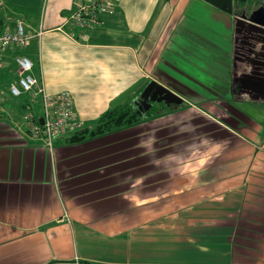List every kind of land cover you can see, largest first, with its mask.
I'll return each mask as SVG.
<instances>
[{
	"label": "crops",
	"instance_id": "1",
	"mask_svg": "<svg viewBox=\"0 0 264 264\" xmlns=\"http://www.w3.org/2000/svg\"><path fill=\"white\" fill-rule=\"evenodd\" d=\"M81 2L0 0V28L35 35L0 65V264H264V99L243 26L204 0H118L83 30L67 23ZM21 54L84 127L141 78L184 102L51 152L17 129L42 114L10 91Z\"/></svg>",
	"mask_w": 264,
	"mask_h": 264
},
{
	"label": "built area",
	"instance_id": "2",
	"mask_svg": "<svg viewBox=\"0 0 264 264\" xmlns=\"http://www.w3.org/2000/svg\"><path fill=\"white\" fill-rule=\"evenodd\" d=\"M118 0H82L77 10L68 18L67 23L83 30L93 29L103 24L104 16L115 13ZM74 37L73 32H68ZM34 34L26 31L22 22H19L14 31L0 28V65L5 51L12 48H26ZM18 83L11 85L13 96L19 97L25 93H33L39 96L42 102V114L37 116L34 112L25 113L17 129L24 132L23 127L28 124L30 134L35 138H42L48 149L52 152L55 140L65 134L73 133L83 127L74 114L73 96L69 91L58 94H50L39 78L33 75L34 62L26 55L16 56ZM4 107L0 104V117ZM41 118L44 123L41 124Z\"/></svg>",
	"mask_w": 264,
	"mask_h": 264
},
{
	"label": "water",
	"instance_id": "3",
	"mask_svg": "<svg viewBox=\"0 0 264 264\" xmlns=\"http://www.w3.org/2000/svg\"><path fill=\"white\" fill-rule=\"evenodd\" d=\"M204 1L227 14H234V0ZM257 11L263 13L264 8H260ZM236 20V26H243V31H247L248 36L254 40L249 53L246 54L248 56L247 63L252 65L249 74H245L247 77L246 80L252 82L251 91L256 87H259V90H262V96L264 99V20H255L254 16L249 18L241 16ZM238 29L239 28H236V31ZM141 88L142 91L137 94L133 100V104L137 108V113L141 116L150 111L155 103H165L167 106H181L184 102L183 98L158 82H147L146 78H141L113 100L111 104L112 108H116L123 104ZM40 122L43 124L44 119L41 118Z\"/></svg>",
	"mask_w": 264,
	"mask_h": 264
},
{
	"label": "trees",
	"instance_id": "4",
	"mask_svg": "<svg viewBox=\"0 0 264 264\" xmlns=\"http://www.w3.org/2000/svg\"><path fill=\"white\" fill-rule=\"evenodd\" d=\"M239 7H242L246 4V0H237ZM250 1V0H249ZM23 55V54H21ZM132 95L127 101L123 104L119 105L116 108H111L105 113H103L91 126H86L69 134L65 137V142L70 144L80 143L87 139L94 138L97 136H101L112 131L129 127L135 125L143 120V117L137 113V108L133 104V100L138 92ZM155 103L150 111L146 114L148 116H157L161 113L159 112ZM164 103H160L162 105ZM158 106V105H157ZM147 116V117H148Z\"/></svg>",
	"mask_w": 264,
	"mask_h": 264
},
{
	"label": "flooded vegetation",
	"instance_id": "5",
	"mask_svg": "<svg viewBox=\"0 0 264 264\" xmlns=\"http://www.w3.org/2000/svg\"><path fill=\"white\" fill-rule=\"evenodd\" d=\"M260 8H264V0H250V1L246 0V4L244 6H242V7H239L238 1L234 0V14L231 15V16H234L236 19L240 18L241 16H244L246 18L254 16L255 20L256 19L257 20H264V12L263 13L262 12L259 13V11H257ZM244 33H245L244 37L239 39V43L238 44L241 45V47H242L241 55H242L243 63L245 62L244 66L252 68L251 67L252 65H249L247 63L248 56L246 54L249 53V51L251 49V46H252V43L254 42V40H252L253 38L251 39V37L248 36V32L247 31L244 30ZM140 92H138V93H140Z\"/></svg>",
	"mask_w": 264,
	"mask_h": 264
},
{
	"label": "rangeland",
	"instance_id": "6",
	"mask_svg": "<svg viewBox=\"0 0 264 264\" xmlns=\"http://www.w3.org/2000/svg\"><path fill=\"white\" fill-rule=\"evenodd\" d=\"M203 16L204 17H206V16H208V13L206 14V13H203ZM1 81H3L6 85H8V80L7 79H1ZM12 85V84H11ZM10 88H11V86H10ZM159 103H157L156 105H158ZM40 113H42V111H40Z\"/></svg>",
	"mask_w": 264,
	"mask_h": 264
}]
</instances>
